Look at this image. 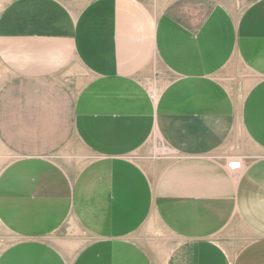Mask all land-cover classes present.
<instances>
[{
  "label": "rangeland",
  "instance_id": "obj_1",
  "mask_svg": "<svg viewBox=\"0 0 264 264\" xmlns=\"http://www.w3.org/2000/svg\"><path fill=\"white\" fill-rule=\"evenodd\" d=\"M170 2L187 33L112 77L57 61L50 42L0 41V197L51 209L38 219L55 228L33 237L57 264H240L264 233V136L248 131L264 135V0ZM190 74L203 90L180 98ZM212 77L230 87L233 132L202 113ZM246 103L262 115L244 122Z\"/></svg>",
  "mask_w": 264,
  "mask_h": 264
},
{
  "label": "crops",
  "instance_id": "obj_2",
  "mask_svg": "<svg viewBox=\"0 0 264 264\" xmlns=\"http://www.w3.org/2000/svg\"><path fill=\"white\" fill-rule=\"evenodd\" d=\"M170 1L4 0L0 5V41H18L20 44L50 42L56 45L53 51L56 52L57 61L69 60L74 56L89 73L100 77H112L125 69L137 70L140 66H146L144 60L142 63L139 60V52L141 50V55L148 43H152L154 47L158 43H165V50L168 52L172 37L187 33L186 28L172 14ZM145 3L152 5L148 6ZM32 47L34 50L37 49L36 45L29 48L25 45L22 49L31 52ZM233 48V45L228 47V51H232ZM217 66L220 67L221 64ZM191 73L194 74L195 69H192ZM189 78L186 84L182 82L179 86L180 98L190 97L191 93H195L192 97H199L197 93L203 90L199 87L200 81H203L201 76L192 77L190 74ZM214 79V77L210 78L209 87L206 89L210 91L211 101L203 103L202 113L228 115L227 129L233 132L234 109L228 102L231 98L230 87L220 81L223 79L218 77L216 81ZM194 81L196 82L192 86ZM220 98L226 100L223 105L215 100ZM260 111L252 108L250 103H246L239 106L237 115H244L245 122L249 119V115H262ZM248 131L255 141L260 142L263 139L261 136L264 135L259 128H251ZM232 140L234 143V134ZM222 174L225 178L228 175L226 172ZM4 175L8 176V172H4L2 177ZM12 200L11 194L9 196L7 191L0 197V240L5 239L7 243L13 245L19 244L21 250H3L4 252L0 253V264H57V258L49 252L48 247L38 244L37 237H33L34 234L55 228L52 226L54 218L51 217V221L47 220V222L38 219L41 211L44 213L51 209L46 206L35 209L32 202L29 203L26 199H23V205L20 202H17L18 205L15 202L11 205L9 202ZM242 221L245 222V218ZM260 225V227L264 226L262 222ZM262 232L260 231L256 242L251 244L248 242L246 249L244 247L243 261L240 264H264V233ZM201 242L204 243L206 240ZM179 255L181 257L182 254ZM217 258L220 262V258ZM181 262L193 264L192 260L185 263V258L179 260V263ZM207 264H211L209 260Z\"/></svg>",
  "mask_w": 264,
  "mask_h": 264
},
{
  "label": "built area",
  "instance_id": "obj_3",
  "mask_svg": "<svg viewBox=\"0 0 264 264\" xmlns=\"http://www.w3.org/2000/svg\"><path fill=\"white\" fill-rule=\"evenodd\" d=\"M240 161L239 159H232L227 163V169L232 172H236L240 169Z\"/></svg>",
  "mask_w": 264,
  "mask_h": 264
},
{
  "label": "bare ground",
  "instance_id": "obj_4",
  "mask_svg": "<svg viewBox=\"0 0 264 264\" xmlns=\"http://www.w3.org/2000/svg\"><path fill=\"white\" fill-rule=\"evenodd\" d=\"M154 96V95H153ZM243 168H244V165H243V163H242V161H240V169L238 170V171H242L243 170ZM231 172V171H230ZM24 242V241H23ZM41 243V242H40ZM45 245V244H44Z\"/></svg>",
  "mask_w": 264,
  "mask_h": 264
}]
</instances>
